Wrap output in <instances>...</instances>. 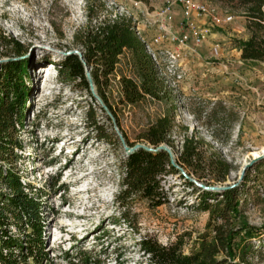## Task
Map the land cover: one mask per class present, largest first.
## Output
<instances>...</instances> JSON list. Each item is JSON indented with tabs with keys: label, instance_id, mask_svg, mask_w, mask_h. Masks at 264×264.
<instances>
[{
	"label": "rangeland",
	"instance_id": "rangeland-1",
	"mask_svg": "<svg viewBox=\"0 0 264 264\" xmlns=\"http://www.w3.org/2000/svg\"><path fill=\"white\" fill-rule=\"evenodd\" d=\"M133 1L142 7L138 9ZM162 5L163 0H0L1 31L7 40L24 46L21 55L12 46L2 47L0 68L9 60H26L28 86L34 92L25 131L18 134L26 148L16 167L37 188L46 189L42 201L46 251L54 249L49 252L52 264H85L83 253L101 264H150L139 247L144 236L164 246L182 241L189 254L209 221V214L198 207L201 189L219 193L240 186L243 206L237 225L256 229L264 225V64L241 59L237 43L250 38L242 15L216 5L221 13L234 16V22L214 28L208 19L202 22L211 32L184 62L188 73L179 95L164 85L170 97L162 93L161 100L146 96L135 105L124 102L122 78L140 83L127 50L108 78L106 100L96 88L92 95L83 90L80 82L62 87L57 75L48 91L36 89L43 77L48 79L56 71L45 66L46 59L56 63L84 53L81 40L90 23L122 19L133 25L126 10L140 23L144 14ZM155 34V29L147 31L148 39ZM89 111L108 139H98L87 125ZM162 120L171 123L172 146L163 145L175 161L191 141L207 161L218 158L232 169L223 183L209 174L203 179L188 176L187 170L182 172L185 180L169 176L164 184L167 204L152 208L135 198L123 208L116 201L124 177L122 162L129 150L150 147L143 137ZM255 152L261 153L258 158L252 156ZM55 175L61 180L52 188L49 183ZM190 182L199 190H193ZM253 243L259 254L252 264H264V236Z\"/></svg>",
	"mask_w": 264,
	"mask_h": 264
},
{
	"label": "trees",
	"instance_id": "trees-1",
	"mask_svg": "<svg viewBox=\"0 0 264 264\" xmlns=\"http://www.w3.org/2000/svg\"><path fill=\"white\" fill-rule=\"evenodd\" d=\"M207 1L246 19L250 38L237 43L241 59L264 64V0ZM81 45L84 48L82 57L70 54L60 62L44 61L45 66L54 67L62 87L68 82H80L81 88L92 95L88 77V70H91L93 85L99 96L105 99L108 78L116 71L120 57L127 50L132 54L140 83L122 78L124 102L135 105L146 96L156 100H161L164 95L170 97L132 24L122 19H106L95 25L90 23ZM4 46L6 49L12 46L18 55L24 51L23 44L7 40L0 29V49ZM29 80L26 60H9L0 68V264H52L46 251L47 217L42 201L47 195L46 189L37 188L16 167L24 158L26 148L18 134L25 131L27 108L34 94L28 86ZM31 86L34 88L32 80ZM86 118L87 125L97 132L98 139H108L101 125L94 121L93 111H89ZM170 125V121L162 120L145 134L143 139L153 150L140 148L128 154L122 162L124 177L116 201L123 208L135 198L147 202L152 208L167 204L168 191L164 185L167 178L180 175L185 180L187 176L182 172L186 170L188 176L197 174L200 179L209 174L217 182L227 180L231 165L218 158L207 161L198 145L191 141L185 143L176 159L179 166L176 167L170 153L159 150L164 143L171 145L168 140ZM49 163L46 165L56 164ZM60 180L59 175L52 176L49 186L57 187ZM189 185L193 190L198 189L193 182ZM199 192L198 207L209 214V221L205 233L198 237L191 252H184L182 241L164 246L144 236L139 241L143 256L150 264H252L259 254L253 240L264 236V225L260 229L248 224L237 225L243 206L240 186L219 193L202 189ZM13 232L17 233L16 236ZM83 256L85 264H101L93 255L83 253Z\"/></svg>",
	"mask_w": 264,
	"mask_h": 264
},
{
	"label": "built area",
	"instance_id": "built-area-1",
	"mask_svg": "<svg viewBox=\"0 0 264 264\" xmlns=\"http://www.w3.org/2000/svg\"><path fill=\"white\" fill-rule=\"evenodd\" d=\"M133 5L138 9L142 7L137 1H133ZM125 12L133 19L136 36L153 60L159 78L177 95L187 78L184 62L188 55L196 54L210 35V27L203 26L202 22L208 19L214 28L230 25L235 20L227 12L221 13L216 5L201 0H163L162 7L148 16L144 14L140 23L134 13ZM178 15L181 20L176 26ZM150 29H155L156 34L149 40L147 31ZM53 251L49 249V252Z\"/></svg>",
	"mask_w": 264,
	"mask_h": 264
},
{
	"label": "water",
	"instance_id": "water-1",
	"mask_svg": "<svg viewBox=\"0 0 264 264\" xmlns=\"http://www.w3.org/2000/svg\"><path fill=\"white\" fill-rule=\"evenodd\" d=\"M81 57H82V55H81ZM88 77H89L90 82H91V84H92V91H93V89H95V87H94V85H93V81H92V79H91V76H90V73H89V72H88ZM133 148H134V147H133ZM140 148H144V149L149 150V151L153 150L152 147H142V146H137V147L134 148L133 150H129L128 154H131V153H133L135 150H138V149H140ZM159 150H165V151H168V152L170 153L171 157H172L173 164H174L176 167H179V166L176 164L175 157H174L173 153L171 152V150H170L167 146L162 145V146L159 148ZM256 161H257V160H256ZM256 161H254L253 165L256 163ZM229 189H231V188H224L223 190L225 191V190H229Z\"/></svg>",
	"mask_w": 264,
	"mask_h": 264
},
{
	"label": "bare ground",
	"instance_id": "bare-ground-1",
	"mask_svg": "<svg viewBox=\"0 0 264 264\" xmlns=\"http://www.w3.org/2000/svg\"><path fill=\"white\" fill-rule=\"evenodd\" d=\"M48 79H46L45 77H43L40 81H39V86L36 84V89H37V91L38 90H40V91H42V92H44V88L45 87H47L48 86ZM42 89V90H41ZM260 154L261 153H259V152H255V153H253V157L254 158H258L259 156H260Z\"/></svg>",
	"mask_w": 264,
	"mask_h": 264
},
{
	"label": "crops",
	"instance_id": "crops-1",
	"mask_svg": "<svg viewBox=\"0 0 264 264\" xmlns=\"http://www.w3.org/2000/svg\"><path fill=\"white\" fill-rule=\"evenodd\" d=\"M180 20H181V17H180V15H178L177 16V24H176V26H178V24L180 23ZM177 29H178V27H176ZM246 40V39H245Z\"/></svg>",
	"mask_w": 264,
	"mask_h": 264
}]
</instances>
